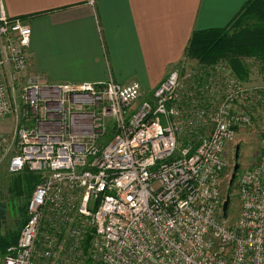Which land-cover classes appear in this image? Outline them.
Returning a JSON list of instances; mask_svg holds the SVG:
<instances>
[{"label":"built area","instance_id":"2783aa9c","mask_svg":"<svg viewBox=\"0 0 264 264\" xmlns=\"http://www.w3.org/2000/svg\"><path fill=\"white\" fill-rule=\"evenodd\" d=\"M31 35L0 0V120L19 126L17 155L0 138V166L41 175L1 264L78 261L88 233L100 264H264V158L238 181L236 218L221 189L226 145L252 120L234 104L251 89L232 81L220 102L221 74L190 91L191 69L186 88L176 70L144 101L139 83L51 85L30 71ZM185 128L203 138L180 146Z\"/></svg>","mask_w":264,"mask_h":264},{"label":"crops","instance_id":"0c3cea01","mask_svg":"<svg viewBox=\"0 0 264 264\" xmlns=\"http://www.w3.org/2000/svg\"><path fill=\"white\" fill-rule=\"evenodd\" d=\"M249 1L3 0V4L9 17L23 19L31 28L30 71L48 84L139 83L142 94L151 99L176 70L183 83L188 71H195L193 86L199 88L201 68L183 65L193 33L225 28Z\"/></svg>","mask_w":264,"mask_h":264},{"label":"rangeland","instance_id":"374dc122","mask_svg":"<svg viewBox=\"0 0 264 264\" xmlns=\"http://www.w3.org/2000/svg\"><path fill=\"white\" fill-rule=\"evenodd\" d=\"M243 60L249 71V78L247 81H242L237 77L230 63L225 58H220L212 64L200 63L198 60L187 56L183 60V65L185 67L188 66L192 69L196 68V70L197 68H203L205 70V78L202 81V85L204 86H206L207 84L209 73H211V76H214V73L217 70L216 72L221 74V76H217L218 83L217 88L215 89L219 94L222 93L220 102H223V100L225 99V96L228 92V85L233 83L232 81L236 82V84L240 85L242 88L251 89L253 92V95L249 99V101H242L249 103H239L238 101L236 102V104H234V107L237 108V110H239L240 112L243 111L244 113L248 114V116H250L252 120L250 123L245 124L241 128H238L236 130L233 139L227 143L225 150L227 165L223 175L221 189L223 195L226 197L229 196L228 191L230 188H232V194H230L232 203L230 206L229 215L233 218H236L238 216L240 210L241 203L240 198L237 196V188L238 181L241 175L243 174V172L259 164L264 158V60H258L254 57H243ZM208 70H210V72H207ZM186 81H188L186 82V84L189 85L190 81L188 78H186ZM212 83L214 84V81ZM186 84L184 83L185 88L188 86ZM219 84H221L222 87H220L221 85ZM202 90L203 89H201L200 92H202ZM147 99H149V97H145V95L142 94L140 101H144ZM208 128H210V130L206 129L205 133L207 134L205 137L211 134L210 131H212L213 124H211V126H208ZM18 131L19 126L14 117L0 120V138H5L10 142H13V148L11 152L12 157L17 155L18 151ZM189 132L190 131L187 128H185L182 132L181 136L179 137L180 146H184L185 144L189 143V141L190 143H196L198 142V139L203 138L199 134L197 135V137L192 139V137L187 135L189 134ZM106 140L109 141V138L106 137L105 142ZM238 147L240 148L239 159L236 160V152ZM236 164L240 165V169L236 174L233 185L231 186L230 181L232 179L234 167ZM28 173L30 174L25 175L24 172L19 174L10 173L7 168V162L0 166L1 238L7 236L12 237V235L18 231V228H20L22 223H26L24 220L27 216L28 205L35 189L37 188H35L36 178L41 176L40 174L37 175L29 171ZM44 230H48L47 223L44 225ZM90 239L91 236L90 233H88L86 238L87 242L85 241V243L82 244V259L80 258V260L77 261L76 259H72L71 257L72 260L70 259L66 263L59 260L55 261L54 263L48 264H87V253H85L84 247L85 244H90ZM62 246H64V248H68V244H62ZM1 251L2 250H0V264L3 258ZM90 255L91 252L89 251V256Z\"/></svg>","mask_w":264,"mask_h":264},{"label":"trees","instance_id":"16d2710c","mask_svg":"<svg viewBox=\"0 0 264 264\" xmlns=\"http://www.w3.org/2000/svg\"><path fill=\"white\" fill-rule=\"evenodd\" d=\"M186 56L205 64H212L220 58H225L230 63L237 77L242 81H247L249 71L243 57H254L258 60H264V0H250L225 28L195 31L186 49ZM189 88L190 91L193 90V83ZM24 173L25 175L30 174L28 170ZM40 179L41 176L36 178L35 188L41 183ZM228 193V195L232 194V188L229 189ZM28 218L27 211L24 221L26 222ZM23 225L24 223L12 237H0L2 256H4L9 247L17 243ZM84 248L85 253H87V264H100L93 262L89 256V244H85Z\"/></svg>","mask_w":264,"mask_h":264},{"label":"water","instance_id":"95a60500","mask_svg":"<svg viewBox=\"0 0 264 264\" xmlns=\"http://www.w3.org/2000/svg\"><path fill=\"white\" fill-rule=\"evenodd\" d=\"M239 147L237 148V152H236V160L239 159ZM240 169V165L239 164H236L235 167H234V173L232 175V179L230 181V185L232 186L233 183H234V179L236 177V174L237 172L239 171ZM231 201H232V198L231 196H226V200H225V203H224V207H223V213H224V216L226 217L228 215V212H229V209H230V205H231Z\"/></svg>","mask_w":264,"mask_h":264}]
</instances>
